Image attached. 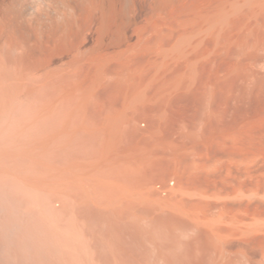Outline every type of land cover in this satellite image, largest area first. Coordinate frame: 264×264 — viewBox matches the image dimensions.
Listing matches in <instances>:
<instances>
[{
  "label": "rangeland",
  "instance_id": "obj_1",
  "mask_svg": "<svg viewBox=\"0 0 264 264\" xmlns=\"http://www.w3.org/2000/svg\"><path fill=\"white\" fill-rule=\"evenodd\" d=\"M6 262L264 264V0H0Z\"/></svg>",
  "mask_w": 264,
  "mask_h": 264
},
{
  "label": "bare ground",
  "instance_id": "obj_2",
  "mask_svg": "<svg viewBox=\"0 0 264 264\" xmlns=\"http://www.w3.org/2000/svg\"><path fill=\"white\" fill-rule=\"evenodd\" d=\"M6 257H7V256H6ZM5 259H7V260H8V257H7V258H5ZM5 259H4V260H5ZM9 261H10V259H9L7 262H9ZM4 262H5V261H4ZM7 262H6V264H7ZM0 264H1V263H0Z\"/></svg>",
  "mask_w": 264,
  "mask_h": 264
}]
</instances>
